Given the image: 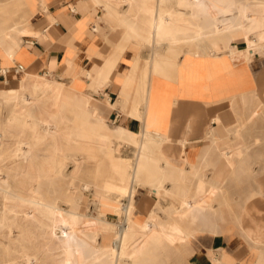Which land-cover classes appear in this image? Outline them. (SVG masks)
<instances>
[{"label":"bare ground","instance_id":"1","mask_svg":"<svg viewBox=\"0 0 264 264\" xmlns=\"http://www.w3.org/2000/svg\"><path fill=\"white\" fill-rule=\"evenodd\" d=\"M15 1L22 5V0ZM82 3L99 9L101 21L120 29L121 43L100 73L88 71L86 80L78 75L61 80L32 73L23 66L22 70H16V86L5 82L0 90V204L3 205L0 229L7 232L0 237V264L168 263L169 258L162 260L167 251L177 252L180 246H190L201 231L222 225L218 219L223 218L227 203L224 206L225 200H216L223 191L219 174H212L208 180L197 168L186 169L183 151L179 157L183 166L176 167L164 149L169 142L148 128L138 135L110 125L100 110L101 97L106 96L101 90L109 83L116 60L130 44L137 48L138 58L122 96L127 101L135 90L136 106L143 110L151 101V76L163 72V65L172 71L183 55L218 56L229 52L232 58L250 59L259 49L264 50V0H82ZM7 8L2 5L1 10L6 13L0 18V43L6 44L16 42L10 30L16 29L17 37L30 33L25 26L26 16L15 19L12 8ZM233 9L238 13L236 23L220 17L228 16ZM236 40L246 44L238 54L232 44ZM139 64L140 71L135 75ZM131 114L144 118L139 108ZM240 127L235 128L237 135ZM123 146L133 152L130 158L121 154ZM240 151L237 148L236 152L221 153L232 169L234 154L238 159L246 155ZM69 162L74 170L66 174ZM88 164H95V180L103 164H108L105 169L115 177L113 184L102 179L81 184L82 189L100 194L92 203L94 213L92 209H83L82 189L75 184ZM65 178H68L66 188L57 192L55 180ZM194 180L196 183L192 185ZM144 191L156 199L150 208L139 203ZM55 195L58 197L52 198ZM168 197L173 202L167 215L161 216L162 200ZM110 212L118 217V223L108 219ZM104 241L113 243L105 247Z\"/></svg>","mask_w":264,"mask_h":264},{"label":"crops","instance_id":"2","mask_svg":"<svg viewBox=\"0 0 264 264\" xmlns=\"http://www.w3.org/2000/svg\"><path fill=\"white\" fill-rule=\"evenodd\" d=\"M24 11L25 26L30 33L17 37L19 39L16 38L14 43H0V85L10 82L16 86L18 66L61 80L74 75L86 80L88 71L100 73L105 61L121 43L119 29L109 26L107 34L103 26L106 22L99 18L102 12L86 7L81 0H44V3L43 0H29ZM232 44L236 46V54L246 48L243 40ZM228 53L183 55L172 71L162 64L165 67L161 66L163 72L151 76L152 97L150 105L143 110V107L136 106L135 90L127 101L122 96L125 82L138 58L137 48L130 44L116 60L109 74V83L101 90L106 96L101 97L100 110L112 126L138 135L148 128L169 142L164 149L176 167L183 166L179 159L183 151L187 158L186 169H198L208 180L212 174H219L218 182L223 190L221 198L225 200L224 206L227 203L223 218L218 219L222 225L201 231L192 239L188 264H264V151H254L259 146L257 143L254 147V141H264V50L259 49L250 59L232 58ZM138 108L143 112V119L131 114ZM247 123L243 130V124ZM238 126L241 129L237 135L235 128ZM210 136L214 138L211 140ZM237 148L246 155L238 159L240 157L234 154L232 169L221 153L236 152ZM195 183L196 180L192 181V185ZM143 198L147 200L143 204L148 208L156 201L148 191L143 192Z\"/></svg>","mask_w":264,"mask_h":264},{"label":"rangeland","instance_id":"3","mask_svg":"<svg viewBox=\"0 0 264 264\" xmlns=\"http://www.w3.org/2000/svg\"><path fill=\"white\" fill-rule=\"evenodd\" d=\"M243 1H245V0H243ZM246 1L255 2L256 0H246ZM81 2H82V0H81ZM20 3L22 4L21 6L18 5L15 0H0V6L1 7H2V5L5 6V7L8 6L7 9H9V10H10V8H12L11 11H13L15 13V19H20L21 17L26 16L24 9L27 6V4L29 3V0H22V2H20ZM1 7H0V14H1L0 18H2V16L6 13L3 10H1ZM12 15H14V14H11V16ZM230 15H232V16H230ZM237 16H238L237 10L233 9L231 14H229L228 16H220V17L221 18H226L227 17V19H228V21L230 23H236ZM1 20L2 19H0V21ZM103 26L106 27L107 34H109L110 27H109L108 22L103 24ZM102 30L104 31L105 29L103 28ZM10 32L13 33L12 34L13 37L17 38L18 31L16 29L10 30ZM119 34H120V29H119ZM139 61L141 63L142 62V58H140ZM141 64L138 65L139 68H138L137 73H139V71H140ZM3 84L4 83H2L0 85V90L3 89V87H4ZM247 125H248V123L245 124V125L243 124V126H244L243 130H244V128L247 127ZM252 128H253V126H252ZM254 128H256V126H254ZM256 141L259 144V146H257V148L254 151H260V150L264 151V141H260L258 139ZM254 147H255V143H254ZM124 149H126V150H124ZM130 152H132L131 149L127 148L126 146L122 147L121 154L124 157L130 158L133 155V152L132 153H130ZM255 153H258V152H255ZM255 153H254V156H256ZM260 153H262V152H260ZM105 167L108 169V164H103L100 167V173L98 175V179L95 180V176H96L95 172H94L95 171V164H88L86 166L85 171L83 172L82 176L80 177V179H78L77 182L75 183L76 186L78 187V189H82L81 188V184L83 182H93V181H97V180H101V179H102V181H105L107 183L113 184L115 182V177L113 176L112 172L107 171V169H105ZM73 170H74V166L69 162L68 165H67V168H66V174L71 173ZM67 182H68V178H65L64 180L57 179V180H55L53 186H54V188L56 189L57 192H62L66 188ZM46 185H47V182L45 181L42 184V188L44 190L46 189ZM81 192H82V194H81L82 195V200L81 201H82L83 209H86L87 211H90V209H92L91 213H94L93 212V208H92L93 207L92 203H93L94 200H96L98 198V196L100 194L99 193H94L92 191V189H87V190L86 189H82ZM56 197H58V195L52 196V198H56ZM221 199L222 198H221V193H220V196H217L216 200H221ZM58 200H61V199H58ZM143 201H144V198L142 197L140 199L139 203L141 204V203H143ZM145 201H147V200L145 199ZM162 202L163 203H162L161 209H159V214L161 216H165L168 213L167 209L170 207L169 204L173 202V199L170 198V197L164 198L162 200ZM2 206L3 205L0 204V218L2 217V208H1ZM62 206L64 208H67V204H65V203H62ZM108 219L110 221H112V222H117L118 223V217L113 215V214H109L108 215ZM6 233L7 232L5 231V229L4 230L0 229V237L5 235ZM97 239H100V237L97 236ZM42 240H43V238H42ZM108 241L107 242L104 241L105 247H108V246L111 245V243H113V242H108ZM104 249H106V248H104ZM166 253L167 254H164V256H163L164 259H162V260H165V259H168V258L169 259H168V263L166 262L164 264H188L189 257H190V254H191V250H190V246H180V248H179V250L177 252L176 251L175 252H172V251L168 252L167 251Z\"/></svg>","mask_w":264,"mask_h":264},{"label":"built area","instance_id":"4","mask_svg":"<svg viewBox=\"0 0 264 264\" xmlns=\"http://www.w3.org/2000/svg\"><path fill=\"white\" fill-rule=\"evenodd\" d=\"M22 69H23L22 66H18V67L16 68V70H22Z\"/></svg>","mask_w":264,"mask_h":264}]
</instances>
